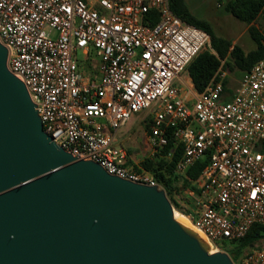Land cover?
I'll return each instance as SVG.
<instances>
[{
    "label": "built area",
    "instance_id": "obj_1",
    "mask_svg": "<svg viewBox=\"0 0 264 264\" xmlns=\"http://www.w3.org/2000/svg\"><path fill=\"white\" fill-rule=\"evenodd\" d=\"M0 41L44 130L75 157L163 188L117 143L118 132L151 109L152 156L171 159V137L182 147L176 172L195 187L188 216L212 251L232 250L254 225L264 226V60L232 88L221 59L197 92L184 79L187 68L203 51L217 52L210 33L177 15L171 0H0ZM206 157L199 178L189 179L188 169ZM235 263L264 264V245L244 250Z\"/></svg>",
    "mask_w": 264,
    "mask_h": 264
},
{
    "label": "water",
    "instance_id": "obj_2",
    "mask_svg": "<svg viewBox=\"0 0 264 264\" xmlns=\"http://www.w3.org/2000/svg\"><path fill=\"white\" fill-rule=\"evenodd\" d=\"M8 57L0 41V264H236L175 218L164 188L58 145Z\"/></svg>",
    "mask_w": 264,
    "mask_h": 264
},
{
    "label": "trees",
    "instance_id": "obj_3",
    "mask_svg": "<svg viewBox=\"0 0 264 264\" xmlns=\"http://www.w3.org/2000/svg\"><path fill=\"white\" fill-rule=\"evenodd\" d=\"M171 6L173 11L184 20L207 30L211 35V46L217 52L215 54L209 49L203 51L187 68V73L192 79L197 92H202L212 80L221 65V59H226L228 70L236 66L242 71H247L256 62L264 60V32L252 24L264 14V0H228L226 4V9L231 11L236 18L251 25L249 32L257 46L249 52H245L240 46L231 50L232 41L219 36L210 21L196 16L190 10L187 0H171ZM226 91H231L228 80L226 81ZM174 148L176 151L171 159L156 155L146 158L142 164L143 168L151 171L158 181L163 184L169 195L174 189H179L180 176L176 172V165L182 154V147L176 148V142L171 137L170 144L165 151L168 152ZM207 162L208 157L190 167L187 171L188 178L191 180L198 179ZM190 183L188 179H185L186 186ZM173 204L179 205L174 200ZM262 238H264V226L254 225L247 236L231 250L233 260L237 261L244 250L251 248Z\"/></svg>",
    "mask_w": 264,
    "mask_h": 264
},
{
    "label": "rangeland",
    "instance_id": "obj_4",
    "mask_svg": "<svg viewBox=\"0 0 264 264\" xmlns=\"http://www.w3.org/2000/svg\"><path fill=\"white\" fill-rule=\"evenodd\" d=\"M227 2L228 0H187L190 10L196 16L210 21L219 36L232 41L231 50H234L237 46H240L245 52L255 49L257 44L249 32L251 25L236 18L231 11L227 10ZM252 24L264 32V14ZM84 57L83 52L79 51L78 59L80 62ZM90 57L98 59L95 48H92ZM229 72H231L230 86L236 88L238 80L243 76L244 71L234 66ZM184 79H189L187 72L185 73ZM180 86L184 92L189 91V87L185 81L181 82ZM151 116V109L136 114L133 117L134 121H131L127 126L123 127L117 134V143L128 150L131 161L137 168L143 167L142 164L146 158L153 157L151 145L148 140V120H150ZM178 188L174 189L170 195L167 194L172 204L173 200L179 204H173L175 210L188 215L194 206L189 191L195 187L191 183L186 186L184 177L180 176ZM256 245H264V238L260 239ZM227 247H222L219 251L227 252L231 255L230 245Z\"/></svg>",
    "mask_w": 264,
    "mask_h": 264
},
{
    "label": "bare ground",
    "instance_id": "obj_5",
    "mask_svg": "<svg viewBox=\"0 0 264 264\" xmlns=\"http://www.w3.org/2000/svg\"><path fill=\"white\" fill-rule=\"evenodd\" d=\"M174 216L179 222L183 223L184 225H186V226L190 227L191 229H193L194 231H196L205 241H207L209 243L206 236L191 222L188 215H186L185 213H182L180 211L175 210ZM212 250L215 251L214 249H212Z\"/></svg>",
    "mask_w": 264,
    "mask_h": 264
},
{
    "label": "crops",
    "instance_id": "obj_6",
    "mask_svg": "<svg viewBox=\"0 0 264 264\" xmlns=\"http://www.w3.org/2000/svg\"><path fill=\"white\" fill-rule=\"evenodd\" d=\"M189 79L192 80V79L190 78V76H189ZM131 121H134V118H133ZM131 121H130V122H131ZM130 122H129V123H130ZM129 123H128V124H129Z\"/></svg>",
    "mask_w": 264,
    "mask_h": 264
}]
</instances>
